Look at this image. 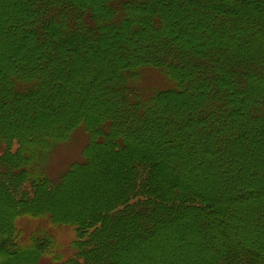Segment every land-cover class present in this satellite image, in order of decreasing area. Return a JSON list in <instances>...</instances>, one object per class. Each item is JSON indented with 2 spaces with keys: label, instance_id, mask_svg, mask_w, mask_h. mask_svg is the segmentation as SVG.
Masks as SVG:
<instances>
[{
  "label": "trees",
  "instance_id": "trees-1",
  "mask_svg": "<svg viewBox=\"0 0 264 264\" xmlns=\"http://www.w3.org/2000/svg\"><path fill=\"white\" fill-rule=\"evenodd\" d=\"M36 219L51 264H264V0H0V264Z\"/></svg>",
  "mask_w": 264,
  "mask_h": 264
},
{
  "label": "rangeland",
  "instance_id": "rangeland-1",
  "mask_svg": "<svg viewBox=\"0 0 264 264\" xmlns=\"http://www.w3.org/2000/svg\"><path fill=\"white\" fill-rule=\"evenodd\" d=\"M143 87L147 92L155 89H167L170 83L156 70H147L143 79ZM87 143V137L82 132L75 133L71 140L60 146L54 153L51 163L49 165L50 176L54 179L58 178L64 173L71 164L81 161V153ZM23 221V229L26 233L43 232L48 233L57 241V247L53 248L51 257H46L47 264L54 261V257H61L67 259L72 257V250L70 249L71 243L76 239V232L74 228L59 227L52 225L48 220H32L30 222Z\"/></svg>",
  "mask_w": 264,
  "mask_h": 264
}]
</instances>
